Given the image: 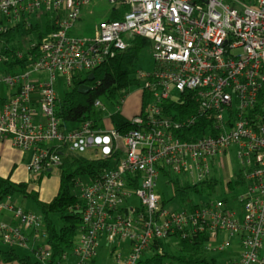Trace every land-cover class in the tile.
I'll list each match as a JSON object with an SVG mask.
<instances>
[{
	"label": "built area",
	"instance_id": "2783aa9c",
	"mask_svg": "<svg viewBox=\"0 0 264 264\" xmlns=\"http://www.w3.org/2000/svg\"><path fill=\"white\" fill-rule=\"evenodd\" d=\"M89 5L95 34H71ZM10 30L12 57L0 45V142L32 151V174L53 170L69 152L110 165L86 183L77 179L79 241L59 262L46 244L42 216L11 196L0 198V212L13 216L12 223L0 222L4 243L34 245L45 264H90L105 238L115 264H139L159 240L206 234V248L218 242L221 252L238 238L226 264H264V0H0V35ZM136 37L151 42L155 62L152 71H137L140 112L125 116L124 97L116 105L125 118L120 128L97 117L64 126L55 112L57 74L70 88L74 75H90ZM14 60L20 62L4 69ZM94 108L106 110L101 99ZM233 155L238 166L230 182L243 181L246 190L195 203L190 192L217 188L218 159L231 162ZM161 175L170 198L157 191ZM133 196L138 204L130 203ZM122 247L126 252L117 255Z\"/></svg>",
	"mask_w": 264,
	"mask_h": 264
},
{
	"label": "trees",
	"instance_id": "16d2710c",
	"mask_svg": "<svg viewBox=\"0 0 264 264\" xmlns=\"http://www.w3.org/2000/svg\"><path fill=\"white\" fill-rule=\"evenodd\" d=\"M15 37L16 32L14 30L0 35V45L7 49L3 52L9 57H12ZM150 44L148 39L136 37L129 48L117 52L105 63L94 69L92 80L89 79V75H74L71 87L63 97L58 98L55 108L56 115L62 124L68 127L95 118L99 112L94 108V102L97 99L106 98L118 105L120 100L127 96L129 89L139 84L136 78L139 70L137 69V62L141 52ZM19 62L7 61L4 69L11 70ZM81 85L90 86V91L86 94L80 93L79 87ZM111 122L114 127L120 128L125 122V118L117 111L113 113ZM109 165L110 160L93 154L83 155L69 152L62 164L56 167L60 177V188L50 203L41 201L38 192L30 191L29 182H14L11 177L4 178L2 176H0V198L5 199L8 196L20 195L34 201L38 214L43 218L47 232L46 244L52 250L53 260L59 262L63 254L69 253L73 249L82 221L80 210L82 203L80 198L71 192L72 187H75L79 177L95 178ZM46 173L50 172L48 170L43 171L38 176L39 181ZM242 182L239 181L238 184H242ZM230 186H232L231 182ZM208 187L213 192L215 191V184ZM185 189L182 191H186ZM193 190L201 193L204 189L194 187ZM53 216H58L60 219L59 227L56 225ZM174 238H172L173 240L165 239L155 242L147 254L149 252L156 254L150 258L146 255L139 264H161L166 259L171 261L170 264H217L216 258H209L208 256L209 250L206 248L209 240L208 235L201 234L189 240ZM0 242L2 245L11 247L8 250H0L5 261L40 264V262L34 263L29 256L21 257L14 249L16 245L6 244L2 239Z\"/></svg>",
	"mask_w": 264,
	"mask_h": 264
},
{
	"label": "rangeland",
	"instance_id": "374dc122",
	"mask_svg": "<svg viewBox=\"0 0 264 264\" xmlns=\"http://www.w3.org/2000/svg\"><path fill=\"white\" fill-rule=\"evenodd\" d=\"M91 10V6H83L81 18L75 23L74 27L70 29L71 34L90 38L95 34V18L93 14L89 12ZM45 30V27H42ZM22 36H28L26 31L20 32ZM36 37V36H34ZM28 40L25 39L20 42L21 46H27ZM154 53L153 46L150 44L147 46L140 54V57L137 62V69L143 72H150L155 67V62L152 57ZM137 77V75H136ZM48 78L45 74H34V80H46ZM55 88L59 97H63L65 92L69 89L65 78L61 74H57ZM106 110L101 112L99 111L96 115L98 124L102 125L105 121L109 120L110 114L117 111L116 105L112 103L109 99L102 98L101 99ZM142 105V93L141 89L138 85L133 86L129 89L128 94L126 96V102L121 106V111L124 115L129 118H132L136 113L140 112ZM85 153L83 155H87ZM27 156V152L23 149L15 148L12 146L10 141L0 142V174L6 175V177H11V180L14 182H29V190L36 191L39 193V199L45 203H50L58 194L60 188V177L58 174V170L56 167L53 168L52 172L44 174L42 180L39 181V177L41 173L33 175L28 169V162H24ZM219 169H217L216 175L219 180L217 188L213 192L210 189H204L201 193L191 191L189 196L196 203L201 201L202 199L207 198L208 195L217 196L221 198H229L233 196H237L246 190L245 184H235L234 186H230L231 178L233 177L234 171L233 168H237L238 162L236 157L233 155L232 161L228 158L224 160L223 157H219L218 159ZM35 178H34V177ZM5 177V178H6ZM83 181L86 183L87 179L83 176ZM157 191L165 195L167 198L172 196L171 189L166 185L165 178L161 175L158 179ZM71 192L75 194L76 189L74 186L71 189ZM216 192V193H215ZM24 199V202L22 200ZM12 202L21 206L22 208H29L33 210V212L38 213L37 207L32 199L23 198V196L16 195L12 197ZM130 203L138 204L139 199L136 196L130 199ZM53 219L56 225L59 227L61 222L58 216H53ZM79 232L76 237V242L79 241ZM175 239V238H174ZM222 240H228V234L221 235ZM173 240V239H172ZM232 245L225 251H217L216 247L219 245L218 242H212L211 248L208 251L209 258L213 257L217 259V264H226L229 254L232 252L234 246L238 244V238H232ZM10 246H5L0 244V250H8ZM16 252L23 256H29L34 263L40 262V264H45L44 261H40L36 252H34V245H30L28 247H19L15 246L14 248ZM112 246H110L105 238L101 239L100 248L98 250V256L96 262H92L90 264H115L116 257L111 254ZM126 252V247L118 248L117 255ZM154 252H149L147 257H152ZM76 259L71 258L70 262H75ZM170 260H165L161 264H170Z\"/></svg>",
	"mask_w": 264,
	"mask_h": 264
},
{
	"label": "crops",
	"instance_id": "0c3cea01",
	"mask_svg": "<svg viewBox=\"0 0 264 264\" xmlns=\"http://www.w3.org/2000/svg\"><path fill=\"white\" fill-rule=\"evenodd\" d=\"M142 102H143V100H142ZM141 107H142V105H141ZM126 116V115H125ZM106 127H111V126H114L113 124H112V122H111V119H109L108 121H106ZM75 127H77V124H72V125H70V126H68V128H75ZM5 141H10V140H5ZM4 142V141H3ZM11 142V141H10ZM12 144V143H11ZM12 146H13V144H12ZM14 147V146H13ZM16 148V147H15ZM31 155H32V151H30L29 153H27V156H26V158H25V160H24V162L26 163V162H29L30 161V159H31ZM49 172H52V171H49ZM1 173V172H0ZM33 175H36V174H33ZM0 176H2V177H6V175H1L0 174ZM34 177V176H33ZM35 178V177H34ZM22 182H24V181H22ZM22 202H24V199L22 200ZM25 210H30L29 208L27 209V208H25ZM30 211H33V210H30ZM2 221H4V222H8V223H12L13 222V216H12V212L10 211V210H8V209H6V210H3L2 212H0V222H2ZM0 241H1V231H0ZM0 244H2L1 242H0ZM20 247V246H19ZM111 254H112V252H111ZM113 255V254H112ZM21 256V255H20ZM21 257H23V256H21ZM96 260L97 259H95L93 262L95 263L96 262ZM0 264H22V263H20V262H18V261H11V262H7V261H5L4 259H3V257L1 256V254H0Z\"/></svg>",
	"mask_w": 264,
	"mask_h": 264
},
{
	"label": "water",
	"instance_id": "95a60500",
	"mask_svg": "<svg viewBox=\"0 0 264 264\" xmlns=\"http://www.w3.org/2000/svg\"><path fill=\"white\" fill-rule=\"evenodd\" d=\"M93 77H94V74L91 73V74L89 75V79L92 80ZM90 89H91V87L88 86V85H81V86L79 87V92H80V93H83V94H86V93H88V91H90ZM49 171H52V169H50Z\"/></svg>",
	"mask_w": 264,
	"mask_h": 264
}]
</instances>
